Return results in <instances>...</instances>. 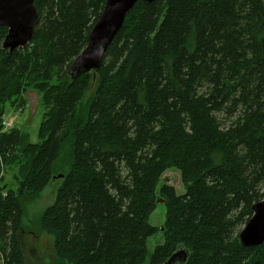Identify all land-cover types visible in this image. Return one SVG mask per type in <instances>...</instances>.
I'll return each instance as SVG.
<instances>
[{"label":"trees","instance_id":"obj_1","mask_svg":"<svg viewBox=\"0 0 264 264\" xmlns=\"http://www.w3.org/2000/svg\"><path fill=\"white\" fill-rule=\"evenodd\" d=\"M30 42L2 48L0 28V264H28L22 201L68 171L41 214L57 264H148L178 249L180 264H264V242L239 232L264 199V0H137L98 70L68 76L105 0H33ZM91 89L87 109L78 111ZM35 91L44 109L38 141L3 131L5 104ZM174 168L176 194L159 180ZM162 200L163 225L149 223ZM176 264V263H175ZM178 264V263H177Z\"/></svg>","mask_w":264,"mask_h":264},{"label":"water","instance_id":"obj_2","mask_svg":"<svg viewBox=\"0 0 264 264\" xmlns=\"http://www.w3.org/2000/svg\"><path fill=\"white\" fill-rule=\"evenodd\" d=\"M136 1L105 0L89 31L85 47L69 67L68 76L71 80L82 73L90 74L98 70L106 49ZM142 1L149 3L153 0ZM37 20L38 12L33 0H0V28L6 29L2 48L12 51L25 47L31 40ZM26 94L30 98V110L34 111L39 103L38 93L28 91ZM239 241L244 247L258 246L264 242V199L252 206V216L239 232ZM185 259L186 252L180 248L164 264H180Z\"/></svg>","mask_w":264,"mask_h":264},{"label":"rangeland","instance_id":"obj_3","mask_svg":"<svg viewBox=\"0 0 264 264\" xmlns=\"http://www.w3.org/2000/svg\"><path fill=\"white\" fill-rule=\"evenodd\" d=\"M91 89H88L79 103L78 111L84 113L87 109ZM27 102L22 108L6 103L3 115V131L9 129H17L22 136V145L26 143H34L38 141V127L43 117L44 109L39 100L34 111L30 110V98L26 94ZM40 97V95H39ZM67 148L62 151L60 157L55 161L52 168V178L49 183L36 196H27L22 201L24 214L21 222L20 240L23 246L24 255L28 264H57L53 250V239L45 232L41 231L39 219L43 211L53 203L55 192L60 185L63 175L68 171V155ZM2 178L0 185L5 179L7 182H13L14 175H20L19 166L12 169L10 173L4 168L2 170ZM21 178V175L20 177ZM168 183L173 186L176 194H183L185 186L180 179V173L174 169H168L163 172L160 177L159 184ZM165 216V205L162 201L156 203L154 211L149 217V223L160 228L163 225ZM163 243L162 232L147 239V257L143 264H148L149 255L156 245Z\"/></svg>","mask_w":264,"mask_h":264}]
</instances>
